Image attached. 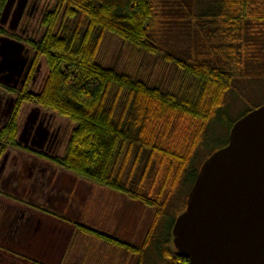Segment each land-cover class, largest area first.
I'll return each instance as SVG.
<instances>
[{"label": "rangeland", "instance_id": "374dc122", "mask_svg": "<svg viewBox=\"0 0 264 264\" xmlns=\"http://www.w3.org/2000/svg\"><path fill=\"white\" fill-rule=\"evenodd\" d=\"M218 1L152 0L156 7L155 25L150 31L154 52L135 48L109 31L103 33L96 62L162 93L181 94L193 86L192 77L186 75L176 61L195 67L202 64L217 67L232 78V86L223 95L221 106L213 111L206 124L176 114L167 124L152 122L149 125L147 135L153 138L150 148L135 145L130 149L122 165V182L153 204L147 206L120 193L119 200L112 198L106 201L109 207L105 210V218L98 210L95 216L99 223L104 222L113 237L121 235L120 240L139 247L138 254H127L128 264H166L157 247H164L165 232H169L164 227L173 223L184 211L195 174L210 155L226 145L232 125L246 113L264 104V63L256 61L254 47L249 48V44H253L251 37L261 32L264 22L238 23L226 20L215 6ZM55 2L38 0L37 9L28 22L26 37L35 40L41 36V18ZM252 2L253 6L264 9V0ZM86 24L87 20L82 18L83 28ZM259 36L263 37L264 32ZM42 60V74L38 84L31 90L33 93L41 90L48 74L46 62ZM115 91L112 90L111 96ZM125 98L126 94H123L115 111L116 118L123 111ZM35 106L38 104L33 102L21 105L18 112L19 132L24 116ZM40 108L53 115L56 124L62 125L60 133L63 137L57 143L56 150L48 154L62 158L75 125L65 117ZM153 145H159L163 149L162 153L151 151ZM8 150V161L0 172V195L3 198L14 199L19 204L32 200L42 204V195L53 194V191H49V179L55 169L108 188L63 168L47 158V154L42 153L41 156L23 144L20 147H8ZM34 161V166L29 164ZM59 196L65 197L63 200L58 199V203L64 204L69 195L65 191Z\"/></svg>", "mask_w": 264, "mask_h": 264}, {"label": "trees", "instance_id": "16d2710c", "mask_svg": "<svg viewBox=\"0 0 264 264\" xmlns=\"http://www.w3.org/2000/svg\"><path fill=\"white\" fill-rule=\"evenodd\" d=\"M6 3L7 0H0V17ZM253 3L251 0H219L220 6H215L226 20L264 22V9L253 6ZM82 18L87 20L85 28ZM155 21L156 7L152 0H56L41 18V36L30 41L38 59L46 62L47 77L38 93L21 94L12 116L0 127V161L8 153V147L22 146L17 141L18 112L22 104L33 102L75 125L64 156L45 155L47 158L79 176L151 206V200L138 191L130 190L122 182V165L130 149L135 145L150 148L153 138L147 135L149 125L152 122L167 124L176 114L206 124L232 86L231 75L220 68L206 64L195 67L176 61L194 83L187 92L165 94L96 62L106 31L135 48L154 52L150 31ZM262 32L264 28L257 36L251 37L253 44H249V48L254 47V59L263 64L264 36H259ZM112 90H116L113 96ZM123 94H126L123 111L116 118L115 111ZM151 151L162 153L163 149L153 145ZM39 154L42 156V153ZM157 217L161 218L158 213ZM175 220L164 227L169 232H165L164 247L157 249L166 264H188V259L171 243ZM80 228L128 253L140 252L134 244L95 229Z\"/></svg>", "mask_w": 264, "mask_h": 264}, {"label": "water", "instance_id": "95a60500", "mask_svg": "<svg viewBox=\"0 0 264 264\" xmlns=\"http://www.w3.org/2000/svg\"><path fill=\"white\" fill-rule=\"evenodd\" d=\"M27 1L21 0L14 26ZM14 2L7 0L0 25L6 23ZM0 39L6 51L0 56L6 61L25 49L21 42ZM13 64L23 68L25 61ZM21 134L18 142L27 146ZM172 235L174 248L188 264H264V104L238 119L228 143L202 164Z\"/></svg>", "mask_w": 264, "mask_h": 264}, {"label": "crops", "instance_id": "0c3cea01", "mask_svg": "<svg viewBox=\"0 0 264 264\" xmlns=\"http://www.w3.org/2000/svg\"><path fill=\"white\" fill-rule=\"evenodd\" d=\"M49 181L53 194L42 195V204L35 200L19 204L0 195V264H128L127 250L80 228L112 236L95 216L98 210L105 218L106 201L119 200L120 193L64 170L55 169ZM65 191L69 195L65 203H58L65 199L59 196Z\"/></svg>", "mask_w": 264, "mask_h": 264}, {"label": "flooded vegetation", "instance_id": "af4514ba", "mask_svg": "<svg viewBox=\"0 0 264 264\" xmlns=\"http://www.w3.org/2000/svg\"><path fill=\"white\" fill-rule=\"evenodd\" d=\"M37 5L38 0H28L23 7L18 24L14 26L15 15L21 6V0H15L6 23L1 25L0 38L8 37L25 45L24 50L18 54L12 53L7 61L3 56H0V124L2 123V125L12 116L21 94L32 92L31 90L38 84L42 74V61L38 59L30 46V41L33 39L25 36L29 19L37 9ZM4 27H6V31ZM2 46L3 40L0 39V52L3 54L6 51L2 49ZM3 60L6 62L5 64L2 63ZM12 60L17 63L22 60L25 61V64L23 68L16 67ZM2 69L5 71L2 72ZM61 130L62 125L56 124L53 115L35 106L26 113L22 121L21 139L28 143L27 146H23L29 147L37 153L51 154L58 147L57 143L60 138L63 137L60 133ZM31 145L35 147H31ZM7 161L8 158L6 163ZM29 164L34 166L36 162Z\"/></svg>", "mask_w": 264, "mask_h": 264}]
</instances>
